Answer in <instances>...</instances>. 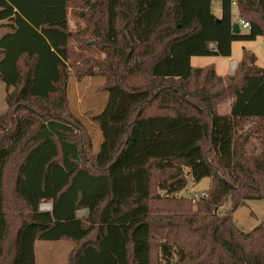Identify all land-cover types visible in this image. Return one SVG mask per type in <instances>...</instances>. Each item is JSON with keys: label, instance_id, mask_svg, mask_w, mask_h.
Wrapping results in <instances>:
<instances>
[{"label": "trees", "instance_id": "trees-1", "mask_svg": "<svg viewBox=\"0 0 264 264\" xmlns=\"http://www.w3.org/2000/svg\"><path fill=\"white\" fill-rule=\"evenodd\" d=\"M233 2L249 24L239 33ZM79 4L105 15L82 34L103 43V62L87 64L90 45L70 29ZM0 22V80L12 88L0 118V264H35L37 239L74 243L63 264H264V221L246 232L232 217L264 199V68L247 50L233 74L190 63L264 42V0H0ZM76 61L105 76L97 152L68 108ZM203 178V195L181 194Z\"/></svg>", "mask_w": 264, "mask_h": 264}, {"label": "rangeland", "instance_id": "rangeland-1", "mask_svg": "<svg viewBox=\"0 0 264 264\" xmlns=\"http://www.w3.org/2000/svg\"><path fill=\"white\" fill-rule=\"evenodd\" d=\"M217 1H213L212 6L214 13L219 11L217 8ZM85 5V4H84ZM79 4V6L70 8L69 26L73 33L83 34L86 27H93L94 23H89V18L94 17L95 21L100 18L102 24L105 22V15H101L100 9L89 8L87 5ZM232 11L236 12L235 4L232 5ZM73 13V14H71ZM87 19H86V18ZM94 22V20H93ZM237 23V22H236ZM241 30H244L241 28ZM9 32V27L0 22V38ZM85 41L90 45L89 53H86L89 58L87 64L97 61L101 62L105 58V52L103 51V43L99 38L92 35H82ZM74 47L76 43L72 40ZM249 49L248 52L254 53L256 56V65L264 68V42L262 36H258L253 41H236L233 43L232 54L230 57L223 56H193L190 59V63L193 66H205L214 62L216 65V71L218 74H225L230 69V74H233L239 57L241 49ZM82 51V50H79ZM83 52H85L83 50ZM235 59V60H231ZM231 60V61H230ZM103 62V61H102ZM76 67L71 69L70 75L66 81V96L68 99V108L70 114L76 118V120L83 125L89 139L92 143L93 152H97L99 149V143L101 141V134L98 126L93 122L92 117L99 113L106 101L107 92L103 91L105 84V76L100 72L98 74H86V64H81L76 61ZM233 66V67H232ZM12 91V88L6 89L5 83L0 80V118L3 117L7 111L8 106L5 101L7 92ZM229 99L223 100L219 103V113H225L229 108ZM242 130L254 129L255 124L252 121L243 123ZM254 132V131H253ZM248 152H258L259 142L255 136V133L251 135L249 142L246 145ZM209 185V179L203 178L199 182H192L188 179L187 188L181 191L182 195L194 198L196 195H203L207 191ZM48 206V203H43L42 207ZM231 207V203L227 202L219 210V213H224ZM79 217L86 215L85 210H79L77 212ZM233 220L238 228L243 231H250L256 225L264 221V199H249L245 200L243 204L239 205L232 213ZM69 242L66 241H49L37 239L35 240V260L36 264H61L65 260L66 247ZM74 245V243H72ZM71 244V245H72ZM74 248V247H73Z\"/></svg>", "mask_w": 264, "mask_h": 264}, {"label": "crops", "instance_id": "crops-1", "mask_svg": "<svg viewBox=\"0 0 264 264\" xmlns=\"http://www.w3.org/2000/svg\"><path fill=\"white\" fill-rule=\"evenodd\" d=\"M217 8H219V3L217 4ZM232 13H233V20L234 21H236L237 20V18H238V16H237V11L236 12H234V11H232ZM216 14L218 15L219 14V11L218 12H216ZM240 30H241V28H240ZM262 40H263V37H262ZM236 42V41H235ZM235 42H232V44H231V54H232V47H233V43H235ZM241 50L239 51V52H237L238 54H239V57H238V59L241 57V53H242V51L243 50H249V49H245V48H240ZM231 60H235V59H231ZM230 60V61H231ZM211 64H213L214 65V67H215V70H216V65H215V63L214 62H211ZM193 66V65H192ZM206 66V65H205ZM194 67H202V66H194ZM217 72V71H216ZM225 74H230V69H229V71L227 72V73H225ZM225 74H219V75H225ZM229 104V103H228ZM226 113V112H225ZM43 203H48V204H50V209H51V203L50 202H43ZM42 204V203H41ZM40 210H42L41 208H40ZM80 210H85L86 211V213H87V210L86 209H80ZM44 211H49V210H44ZM79 211V210H78ZM77 211V212H78ZM77 212H76V216L77 217H79L78 216V214H77ZM79 218H81V217H79ZM57 241H66V242H69L70 243V245H69V243L67 244V246L69 245V247H66V258H65V260L63 261V262H61V264H63V263H65L66 262V260H67V258H68V255H69V253L71 252V250L73 249V247H74V245L72 244V242L71 241H68V240H57ZM72 244V245H71ZM34 245H35V243H34ZM34 258H35V249H34ZM35 264H36V260H35Z\"/></svg>", "mask_w": 264, "mask_h": 264}, {"label": "built area", "instance_id": "built-area-1", "mask_svg": "<svg viewBox=\"0 0 264 264\" xmlns=\"http://www.w3.org/2000/svg\"><path fill=\"white\" fill-rule=\"evenodd\" d=\"M233 4H235V2H233ZM237 23L239 24V27L240 28H242V29H247L248 27H249V24H248V22L247 21H245L244 19H242V18H237ZM198 196L196 195L195 197H194V199L195 198H197ZM43 204V203H42ZM42 204L40 205V208L42 209V210H50V204H48V206H46L45 207V209L42 207Z\"/></svg>", "mask_w": 264, "mask_h": 264}, {"label": "water", "instance_id": "water-1", "mask_svg": "<svg viewBox=\"0 0 264 264\" xmlns=\"http://www.w3.org/2000/svg\"><path fill=\"white\" fill-rule=\"evenodd\" d=\"M233 31L235 33H239L240 32V27H239V24L238 23H234L233 24Z\"/></svg>", "mask_w": 264, "mask_h": 264}, {"label": "bare ground", "instance_id": "bare-ground-1", "mask_svg": "<svg viewBox=\"0 0 264 264\" xmlns=\"http://www.w3.org/2000/svg\"><path fill=\"white\" fill-rule=\"evenodd\" d=\"M233 67V66H232Z\"/></svg>", "mask_w": 264, "mask_h": 264}]
</instances>
